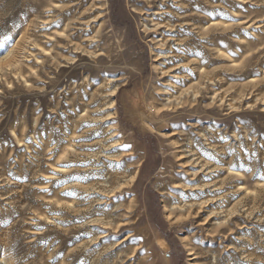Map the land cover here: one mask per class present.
Returning a JSON list of instances; mask_svg holds the SVG:
<instances>
[{
    "label": "rangeland",
    "instance_id": "obj_1",
    "mask_svg": "<svg viewBox=\"0 0 264 264\" xmlns=\"http://www.w3.org/2000/svg\"><path fill=\"white\" fill-rule=\"evenodd\" d=\"M0 264H264V0H0Z\"/></svg>",
    "mask_w": 264,
    "mask_h": 264
}]
</instances>
